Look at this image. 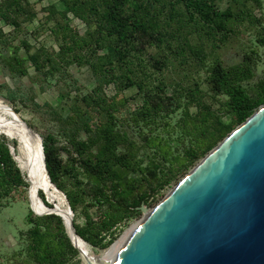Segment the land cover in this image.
Listing matches in <instances>:
<instances>
[{"label":"trees","instance_id":"obj_1","mask_svg":"<svg viewBox=\"0 0 264 264\" xmlns=\"http://www.w3.org/2000/svg\"><path fill=\"white\" fill-rule=\"evenodd\" d=\"M59 2L87 26L90 40H83L67 24H58L64 39L54 53L33 49L27 40L14 44L13 36L0 30V74L15 82L28 77L32 68L35 79L42 78L40 92L52 82L73 86L71 65L86 67L96 81L94 88L72 97L66 114L49 104L33 105L48 111L54 122L55 132L41 136L48 178L65 195L72 213L82 214L81 225L72 221L77 236L104 250L117 240L121 227L141 213V206L151 207L264 105V79L255 80L257 52L244 53L230 64L219 57L208 62L204 44L224 40L245 21L261 24L251 6L259 8L264 0H230L224 11L214 0ZM33 16L30 0H0V20L13 31L21 29V19ZM256 42L264 48L263 29ZM153 46L163 55L152 58L157 69L173 66L172 61L193 63L205 74L201 83L205 88L178 84L168 94L163 80L150 81L138 55ZM110 84L116 93L136 88L139 102L128 107L129 98L108 97L103 88ZM30 98L34 102V95ZM62 98L61 94L58 101ZM5 136L0 134V199L27 188L29 201L31 176L22 170L21 174L10 153L18 142ZM60 138L67 146H60ZM43 194L38 192L43 204L53 208ZM26 225L20 234L26 242L21 264L79 261L59 216H28Z\"/></svg>","mask_w":264,"mask_h":264},{"label":"water","instance_id":"obj_2","mask_svg":"<svg viewBox=\"0 0 264 264\" xmlns=\"http://www.w3.org/2000/svg\"><path fill=\"white\" fill-rule=\"evenodd\" d=\"M22 123L39 139L43 170L50 182L42 138ZM10 153L15 161L13 147ZM54 188L66 201L70 221L56 208L45 206L48 211L41 214L31 211L62 219L80 264H264V105L200 160L153 209L141 206L142 221L107 260L98 257L101 253L86 254L74 243L69 229L79 237L72 225V211L65 195Z\"/></svg>","mask_w":264,"mask_h":264},{"label":"rangeland","instance_id":"obj_3","mask_svg":"<svg viewBox=\"0 0 264 264\" xmlns=\"http://www.w3.org/2000/svg\"><path fill=\"white\" fill-rule=\"evenodd\" d=\"M214 2L220 11H224L230 5V0H214ZM30 5L34 16L31 19H21V29L19 31H13L12 26L0 20V30L6 35L11 34L14 39V44H18L21 40H27L33 49L43 47L47 51L55 53L58 51V47L64 39V33L58 24H67L83 40L86 42L90 40V30H88L87 26L82 21L73 18L71 14L67 13L59 0H30ZM251 11L255 18L260 20L261 24L245 21L237 26L233 33L228 34L224 40L205 42L204 44L208 55V62L215 57H219L225 63L230 64L238 61L244 53L251 51L257 52L258 63L255 70V80H258L264 79V48L260 47L256 42L258 34L262 29L264 30V3L259 8L252 5ZM56 28V34H54L53 30ZM161 52L153 46L147 49L142 48L138 56L147 65V69L151 74L150 81L156 84L157 81L163 80L166 84V92L168 94H171L173 86L178 84L192 86L195 83L201 84L204 81V72L194 67L193 63H178L177 61H172L174 62L173 66H165L161 70L157 69L159 66L153 64L152 58H162L163 55ZM68 70L74 81L73 86H68L67 83L62 81L59 83L52 82L43 92L39 91L38 82L42 78L35 79L36 76L32 68L29 69L30 74L28 77L15 82L7 75L0 74V99L13 111L16 110L18 112L16 114L26 124H29L31 129L40 137L50 132L53 133L55 132V127L52 116L48 111L46 112L43 109L40 110L38 107H35L33 103H37L39 106L49 104L58 112L66 114L71 104L70 100L76 93H85L96 86V81L86 67L78 68L75 65H71ZM200 86L203 89L205 88L202 84ZM103 89L108 97L115 96L117 100L120 98H129L128 107H132L139 102L135 98L136 88L116 93L113 85L110 84ZM61 94L63 98L59 102L58 97ZM32 95H34V102L30 100ZM205 101L211 102L209 99ZM223 119L227 120L228 118L223 117ZM9 141L12 143L14 140ZM60 146H67L63 139L60 140ZM62 155L63 158L66 157L64 153ZM13 156L23 173H28L22 168L26 161V153L19 143L15 149L13 148ZM183 178L164 191L161 197H158L148 209H153ZM45 196L51 206L53 204L57 207V201H52L46 194ZM64 202H62L61 206L67 207L66 201ZM90 213L97 220L98 216L95 210L92 209ZM72 215V221L74 220L76 224L81 225L83 223L81 213H77L76 215L72 213ZM28 216L36 217L31 211V204L27 198V188L14 189L7 198L0 199V264H21L24 262L26 242L21 239L20 234L28 229L26 225V218ZM142 219L143 215L140 213L128 222L125 227H121L122 231L117 240L122 236H126L130 228L140 223ZM89 249L95 256L106 251V249L100 250L90 246ZM74 264L80 263L76 261Z\"/></svg>","mask_w":264,"mask_h":264},{"label":"bare ground","instance_id":"obj_4","mask_svg":"<svg viewBox=\"0 0 264 264\" xmlns=\"http://www.w3.org/2000/svg\"><path fill=\"white\" fill-rule=\"evenodd\" d=\"M22 122L23 121L18 116V114L14 113V111L5 105V103L0 99V133L6 135L11 140H16L26 153V161L24 165L22 164V168L31 176V191L29 190V202L31 204V210H33V212L36 214H41L48 211L38 196V192L43 191L49 199L58 202L57 207L54 205L53 208H56V211L62 214L68 223L70 221V216L68 214L67 207L61 206L62 202L65 201L64 197L54 188V186L51 185L42 169V155L39 139L38 137L34 136ZM32 204L36 210L33 208ZM136 226L137 225H134L132 228H130L126 236H122L116 241V243L106 249V251H104L98 257L102 260H107ZM69 231L74 243L86 254L93 256L89 246L82 239L76 238L71 229H69Z\"/></svg>","mask_w":264,"mask_h":264}]
</instances>
